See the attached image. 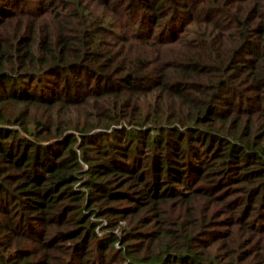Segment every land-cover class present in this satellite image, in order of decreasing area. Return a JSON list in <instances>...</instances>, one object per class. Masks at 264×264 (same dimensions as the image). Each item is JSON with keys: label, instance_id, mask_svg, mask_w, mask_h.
Returning <instances> with one entry per match:
<instances>
[{"label": "trees", "instance_id": "trees-1", "mask_svg": "<svg viewBox=\"0 0 264 264\" xmlns=\"http://www.w3.org/2000/svg\"><path fill=\"white\" fill-rule=\"evenodd\" d=\"M0 264H264V0H0Z\"/></svg>", "mask_w": 264, "mask_h": 264}, {"label": "rangeland", "instance_id": "rangeland-1", "mask_svg": "<svg viewBox=\"0 0 264 264\" xmlns=\"http://www.w3.org/2000/svg\"><path fill=\"white\" fill-rule=\"evenodd\" d=\"M103 224H105V222H104ZM97 231H99V230L97 229ZM100 233H103V232H101V230H100V231H99V234H100Z\"/></svg>", "mask_w": 264, "mask_h": 264}]
</instances>
